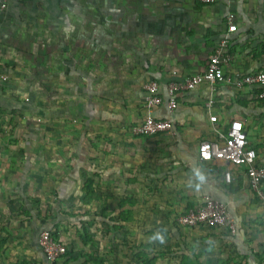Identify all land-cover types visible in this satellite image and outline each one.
I'll list each match as a JSON object with an SVG mask.
<instances>
[{
    "label": "crops",
    "instance_id": "0c3cea01",
    "mask_svg": "<svg viewBox=\"0 0 264 264\" xmlns=\"http://www.w3.org/2000/svg\"><path fill=\"white\" fill-rule=\"evenodd\" d=\"M222 38L223 81L179 92L169 112L167 84L202 73ZM263 68L264 0H10L0 9V264H51L42 229L67 247L54 264H92L136 225L143 264H156L150 250L162 264H264V200L245 168L198 156L240 120L264 164V98L233 83ZM150 81L163 102L148 110ZM147 115L172 131L132 134ZM205 195L227 205L234 234L176 223ZM154 222L165 244L148 242Z\"/></svg>",
    "mask_w": 264,
    "mask_h": 264
},
{
    "label": "built area",
    "instance_id": "2783aa9c",
    "mask_svg": "<svg viewBox=\"0 0 264 264\" xmlns=\"http://www.w3.org/2000/svg\"><path fill=\"white\" fill-rule=\"evenodd\" d=\"M10 0H1L0 9L7 8ZM198 3H218L223 0H189ZM233 14L227 15L229 26L233 23ZM228 41L222 38L209 56L208 64L202 73H196L185 77L181 81H171L166 86L167 99L164 104L169 112L177 107V94L185 90H192L202 83L214 84L224 79L222 65L227 61ZM0 79L6 80L7 76L0 74ZM235 86L245 85L258 89V97L264 98V68L258 71L238 77L233 82ZM159 85L155 81H150L143 85L145 90V107L150 110L163 102V97L158 94ZM212 100H209V107ZM210 120L215 122L216 116L211 115ZM173 124L169 119L156 118L147 115L141 122L131 127L132 134L143 136H154L164 132H171ZM221 142L204 140L198 145V156L203 160L217 159L225 164L234 167L245 168L248 177L249 187L255 195L264 200V164H255V150L248 146L246 133L240 120H232L226 131L217 132ZM224 180L229 183L232 180L231 169H226L223 173ZM176 223L183 227H194L207 224L215 228H227L230 234L236 231L235 224L229 216L227 205L209 195L203 197L202 203L196 208H190L177 215ZM38 245L42 250L46 260L54 264L59 258L67 254L66 245L54 238L47 229H42L38 234Z\"/></svg>",
    "mask_w": 264,
    "mask_h": 264
},
{
    "label": "rangeland",
    "instance_id": "374dc122",
    "mask_svg": "<svg viewBox=\"0 0 264 264\" xmlns=\"http://www.w3.org/2000/svg\"><path fill=\"white\" fill-rule=\"evenodd\" d=\"M137 220L140 221L142 218L144 220V215L141 214L138 217L136 216ZM142 222V221H141ZM156 227V228H155ZM158 225L154 222V225L151 229V231H157ZM144 229L139 227L138 225L132 228H120V231L118 234V240L117 242H113L112 244L106 245L108 248L102 251L103 258L99 254V256L102 258L101 260L92 261V264H143V255L145 249L142 247V244L144 243L142 236H144L143 233ZM128 232V233H127ZM156 244V243H155ZM101 247V246H99ZM154 247V245H153ZM95 249L98 247L95 246ZM102 250V248H100ZM100 250V252H101ZM152 253H150L149 258H153L155 256V263L156 264H162L161 258L157 259V251L150 250ZM99 252V253H100ZM109 256L107 257V255ZM153 255V256H152ZM135 259V262H134ZM145 264V263H144Z\"/></svg>",
    "mask_w": 264,
    "mask_h": 264
},
{
    "label": "clouds",
    "instance_id": "9594fccd",
    "mask_svg": "<svg viewBox=\"0 0 264 264\" xmlns=\"http://www.w3.org/2000/svg\"><path fill=\"white\" fill-rule=\"evenodd\" d=\"M198 179L201 181V183L204 181V176L200 174L199 172L197 173ZM197 189H199V185H197ZM166 229H160L155 231L151 236L148 237V242L155 244H165L166 243V235H165ZM209 245H212L214 242L209 241ZM209 250H211V247H209Z\"/></svg>",
    "mask_w": 264,
    "mask_h": 264
},
{
    "label": "trees",
    "instance_id": "16d2710c",
    "mask_svg": "<svg viewBox=\"0 0 264 264\" xmlns=\"http://www.w3.org/2000/svg\"><path fill=\"white\" fill-rule=\"evenodd\" d=\"M128 213H129V211H125V213L123 214L124 215V217H122V219H127V217H128ZM52 234V233H51ZM53 235V234H52ZM53 237H55L54 235H53ZM56 262V261H55ZM146 264H151L150 263V261L149 262H146Z\"/></svg>",
    "mask_w": 264,
    "mask_h": 264
}]
</instances>
